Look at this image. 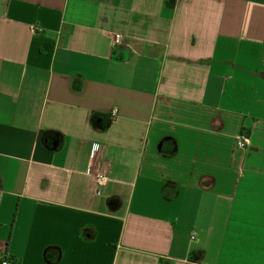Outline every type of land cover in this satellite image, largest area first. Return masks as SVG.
Instances as JSON below:
<instances>
[{
    "label": "crops",
    "instance_id": "0c3cea01",
    "mask_svg": "<svg viewBox=\"0 0 264 264\" xmlns=\"http://www.w3.org/2000/svg\"><path fill=\"white\" fill-rule=\"evenodd\" d=\"M0 253L264 264V0H0Z\"/></svg>",
    "mask_w": 264,
    "mask_h": 264
},
{
    "label": "built area",
    "instance_id": "2783aa9c",
    "mask_svg": "<svg viewBox=\"0 0 264 264\" xmlns=\"http://www.w3.org/2000/svg\"><path fill=\"white\" fill-rule=\"evenodd\" d=\"M122 39L123 37H121L120 35H115L114 39L112 40L113 45L121 44ZM113 113H115V111H113ZM247 138H248L247 136H241L239 138V146L241 148L246 146L247 141H248ZM106 180H107V177L104 173H97L94 176V183H95L97 193H100ZM0 264H12V263L0 253Z\"/></svg>",
    "mask_w": 264,
    "mask_h": 264
},
{
    "label": "trees",
    "instance_id": "16d2710c",
    "mask_svg": "<svg viewBox=\"0 0 264 264\" xmlns=\"http://www.w3.org/2000/svg\"><path fill=\"white\" fill-rule=\"evenodd\" d=\"M241 136H247V135H246V133H244V131H243V132H241Z\"/></svg>",
    "mask_w": 264,
    "mask_h": 264
}]
</instances>
